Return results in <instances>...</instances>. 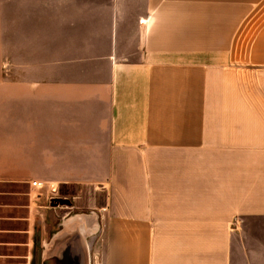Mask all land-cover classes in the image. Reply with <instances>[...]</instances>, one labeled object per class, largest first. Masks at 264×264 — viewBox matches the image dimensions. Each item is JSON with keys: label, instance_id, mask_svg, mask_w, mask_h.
Listing matches in <instances>:
<instances>
[{"label": "crops", "instance_id": "obj_1", "mask_svg": "<svg viewBox=\"0 0 264 264\" xmlns=\"http://www.w3.org/2000/svg\"><path fill=\"white\" fill-rule=\"evenodd\" d=\"M69 232L89 264H264V0H0V257Z\"/></svg>", "mask_w": 264, "mask_h": 264}, {"label": "water", "instance_id": "obj_2", "mask_svg": "<svg viewBox=\"0 0 264 264\" xmlns=\"http://www.w3.org/2000/svg\"><path fill=\"white\" fill-rule=\"evenodd\" d=\"M69 204V200L62 197L48 198L50 207ZM46 255L40 264H89L84 241L78 232H69L57 238Z\"/></svg>", "mask_w": 264, "mask_h": 264}, {"label": "rangeland", "instance_id": "obj_3", "mask_svg": "<svg viewBox=\"0 0 264 264\" xmlns=\"http://www.w3.org/2000/svg\"><path fill=\"white\" fill-rule=\"evenodd\" d=\"M13 68H10V70L8 71H4V73L6 74L8 72V76L12 77V78H16V77H20L19 75V71L16 70V66L14 63V66H12ZM57 72V71H54ZM43 74V71H37L36 75H40ZM58 74V72H57ZM34 75V71L29 70L28 72H26L25 77H32ZM59 75V74H58ZM42 76V75H40ZM66 190H71V187H67L65 188ZM41 204L47 206L48 203L45 200L41 201ZM45 212L42 214L41 216V227L40 224L37 225V229L40 232H42V230L45 232V230H50L52 227H54L55 222L57 221V218L53 217L52 215H54L52 213L53 211V207H47L44 210ZM37 231V230H36ZM1 239V238H0ZM20 241H24L25 239H19ZM4 250H2V248L0 247V253H2ZM15 253L19 254V257L17 258H1L0 257V264H30L29 260L27 261L26 257H25V253H26V247H18L15 250ZM34 264H37L36 261H34Z\"/></svg>", "mask_w": 264, "mask_h": 264}, {"label": "built area", "instance_id": "obj_4", "mask_svg": "<svg viewBox=\"0 0 264 264\" xmlns=\"http://www.w3.org/2000/svg\"><path fill=\"white\" fill-rule=\"evenodd\" d=\"M31 185H32V186H35V187H37V188L42 187V183L39 182V181H32V182H31ZM49 191H50V194L53 195V194L55 193V187H50ZM37 196H38V195H37Z\"/></svg>", "mask_w": 264, "mask_h": 264}]
</instances>
